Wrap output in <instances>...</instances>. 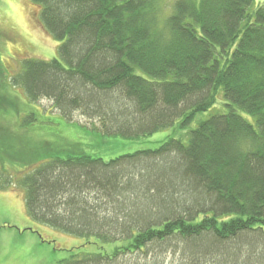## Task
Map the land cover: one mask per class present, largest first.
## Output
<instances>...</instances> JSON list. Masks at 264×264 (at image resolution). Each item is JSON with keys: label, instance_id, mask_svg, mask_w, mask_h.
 I'll return each instance as SVG.
<instances>
[{"label": "trees", "instance_id": "obj_1", "mask_svg": "<svg viewBox=\"0 0 264 264\" xmlns=\"http://www.w3.org/2000/svg\"><path fill=\"white\" fill-rule=\"evenodd\" d=\"M32 1L58 57L0 64V162L33 221L93 250L56 264H264V2ZM76 112L103 136L178 135L110 161L29 139Z\"/></svg>", "mask_w": 264, "mask_h": 264}, {"label": "rangeland", "instance_id": "obj_2", "mask_svg": "<svg viewBox=\"0 0 264 264\" xmlns=\"http://www.w3.org/2000/svg\"><path fill=\"white\" fill-rule=\"evenodd\" d=\"M167 1L171 3L175 0ZM263 2L264 0H257L258 5ZM40 14L41 7L32 0H0V64L2 74L7 78L19 72L26 60H52L58 57L57 49L60 42L45 30ZM13 91L18 92V96L25 99L26 96L21 90ZM52 104L48 99H41L35 105L37 108H44L47 112L52 108ZM27 110L24 108L23 112ZM207 115L199 116L195 124ZM245 117L254 122L252 117ZM0 122L12 124L11 127L14 128L16 119L0 118ZM58 122L59 125L56 126L30 128L29 139L33 138L38 143L51 141L105 161L141 150L155 149L168 136L178 135L174 134V129H163L146 137L103 136L91 130L90 128L95 127L94 122L79 112L73 114L71 121L59 119ZM0 156L6 157L5 161H10L6 155ZM12 169L13 167L10 166L4 171L0 162V171L2 170L4 176L0 179V264H56L69 258L72 251L81 247L92 250L83 246L85 243L83 239L41 226L28 216L24 194L15 189L16 181L9 177V174L13 173ZM19 169L23 170V168ZM12 188L14 190H11ZM244 250L246 252V249L242 252ZM242 260L243 258L228 264H241ZM252 260L254 264L259 263L256 256L252 257ZM177 263V258L174 259L171 255L165 262V264Z\"/></svg>", "mask_w": 264, "mask_h": 264}]
</instances>
